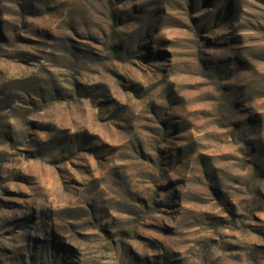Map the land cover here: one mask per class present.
<instances>
[{
    "label": "clouds",
    "instance_id": "1",
    "mask_svg": "<svg viewBox=\"0 0 264 264\" xmlns=\"http://www.w3.org/2000/svg\"><path fill=\"white\" fill-rule=\"evenodd\" d=\"M0 264H264V0H0Z\"/></svg>",
    "mask_w": 264,
    "mask_h": 264
}]
</instances>
